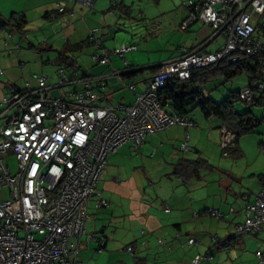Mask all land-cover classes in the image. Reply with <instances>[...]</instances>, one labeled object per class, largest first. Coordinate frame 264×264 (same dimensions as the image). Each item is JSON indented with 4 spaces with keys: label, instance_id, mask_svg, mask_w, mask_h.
Instances as JSON below:
<instances>
[{
    "label": "built area",
    "instance_id": "2783aa9c",
    "mask_svg": "<svg viewBox=\"0 0 264 264\" xmlns=\"http://www.w3.org/2000/svg\"><path fill=\"white\" fill-rule=\"evenodd\" d=\"M70 1L85 7L93 5V0ZM187 5L189 14L181 28L204 22L213 28V37L223 34V46L207 51L201 45L161 63L145 86L134 92L130 105H100L92 82L103 85L102 75H67L63 69L58 73L57 87L68 90L58 96L49 95L47 77L40 74L34 75L36 87L26 83L1 99L0 190L6 189L9 197L0 202V264H86L79 257L80 239L91 199L97 196L98 207L107 205L99 197L97 186L108 156L125 143L139 147L146 136L170 126L194 125L160 105V88L171 81L189 80L222 60L235 63L240 57L264 53V0H188ZM65 8V1H59L57 11ZM93 37L94 31L89 38ZM95 46L91 60L107 64L111 52L102 48L98 39ZM134 49L122 46L114 53L122 56ZM128 89L133 92L135 83ZM261 89V81L247 84L239 90V100L252 104ZM203 95L207 93L203 91ZM220 134V147H228L234 132L222 125ZM181 147L188 150L186 142ZM8 153L18 161L15 174L9 172L5 159ZM261 178L264 183V172ZM208 213L219 217L216 210ZM198 214L193 212V216ZM263 226L264 188L245 204L243 220L233 234H257ZM94 240L101 251L102 237L86 236V242ZM221 242L225 244L226 239ZM188 243L196 240L189 238ZM202 258L206 256L194 257L192 264ZM255 258L257 264H264V251L257 250Z\"/></svg>",
    "mask_w": 264,
    "mask_h": 264
},
{
    "label": "crops",
    "instance_id": "0c3cea01",
    "mask_svg": "<svg viewBox=\"0 0 264 264\" xmlns=\"http://www.w3.org/2000/svg\"><path fill=\"white\" fill-rule=\"evenodd\" d=\"M59 1L62 0H0V22H6L11 15L15 14V16L22 15L25 21L23 34L17 32L11 24H5L0 28V70L2 71V74L0 75V101L3 97L10 96L14 90L24 88L26 83H28L30 87H36L34 75L47 73L44 72V69L48 63H51L55 67L53 74H44L47 77V84L51 87L49 91L50 94L58 96L66 92L68 90L67 87H57L59 78L58 73L61 69H63L67 75L80 73L77 69H75L73 63L75 60L73 51L82 48L78 46V43L83 42L89 34L94 31V37L102 41L101 43L106 50V42L113 39L115 34L114 25L123 21L122 16L125 13L131 12V8L127 0H93L92 7H85L76 1L63 0L66 3L67 9L65 14L58 15L55 12ZM186 7L187 12L181 19V22L189 14L188 5ZM120 8L121 10H119ZM46 12H48V14L47 16H44V13ZM181 22L179 24V28L183 31H191L194 23L206 25L213 30L210 25L201 21H196L188 28L182 29ZM217 37H213V35L209 36L208 34L201 36L196 35L194 36L195 42L191 44L189 48L179 46L178 51L167 58L166 61L179 57L185 52V50L189 51L201 45H205L204 49L207 51L219 50L223 46L224 40L221 45H218L214 49L207 48ZM85 45L87 44H84L83 46ZM123 45L124 44H122V46ZM129 45L135 46V49L130 51L137 50V46L135 44H125V46ZM87 46L93 45L89 44ZM116 49H119V47L113 49L107 64H96L91 61V66L89 68L81 69L84 73L91 76H103V85L99 84L97 81L92 82V89L96 90L100 96V101H98L100 105L110 103L113 106H128L133 101L134 92L140 91L154 74L156 68L161 63L166 61H152L148 59L146 64L139 63L136 64V66H133L131 65V61L125 57L126 53L130 51L123 53L121 56L114 53ZM94 51L95 48L93 46L91 53ZM49 52H52L55 57L53 58V55ZM113 58L116 59L118 65H115L112 60ZM202 74L203 72L198 76L201 77ZM262 77L260 79L261 82ZM236 78L237 77L232 78L230 82ZM221 79L224 78L222 77ZM236 80L238 81V79ZM247 80L248 79L245 76V79L238 82L240 84L238 90L248 84ZM210 81L212 80H208L203 83V80H200L201 84H199L202 91H205L207 95L209 92L206 89V85ZM224 82L228 81L224 79ZM131 83H135V90L133 92L128 89V85ZM263 86L264 85H262V89ZM79 87L81 88V86ZM258 101V104H263L264 96L262 95V98ZM0 108H2L1 105ZM188 114L187 118L193 121V126L184 128L182 126L175 125L182 128L183 131H186L188 128L195 127L196 125L194 120L190 118ZM205 119L209 120L210 118L205 117ZM220 125L221 124L218 122L217 128L219 132V140L221 136L220 128L222 126ZM186 134L188 133L183 134L181 140ZM189 140L190 135L188 134V142ZM124 145H127L134 150L130 143L121 145L119 149ZM160 145H162V143H160ZM179 151L181 154H177L172 158V162L170 164L171 166L169 168L170 170L163 174V178H165V182L169 183L171 190L169 193L161 197L162 200H160L158 206L155 202V208L151 207L144 209L143 203H140V207L138 209H132L134 205L136 206V201H133L131 198L134 191L131 193H127L126 191L124 195L119 197V209H116L115 206L111 207V202L108 198L110 196L107 197V195L112 193H106L104 190L99 189L101 185L106 186L107 181H99L97 193L100 198L106 200L107 205L105 207H98L96 204L97 196H94L90 201V206L93 208L91 212L88 210L89 217L84 224L85 233L81 238L82 242L80 245V247L82 246V251H86L83 253L87 256L80 258L82 261L86 264H100L98 263L100 258L108 261L117 257V254L119 255L120 253H114V247L117 243L123 242L124 238L127 239L126 246H131L134 253L131 254L124 249L126 252L121 254L123 256L122 260H116V262L118 261L117 263L120 264H192V259L201 255L196 253L194 256L190 257L188 253L185 254L180 252V248L187 243V240L189 238H194L193 236L187 234L188 227L192 226V224L195 225L194 221L210 216L207 215L206 211H204L205 209L216 210L219 213L220 218L223 217V214H221L222 212L220 209L207 208L205 206L191 210V206L196 202H193L189 186H192L191 184L195 181L201 182L203 178L200 180L192 179L188 182H181L176 178L167 177V174L171 172L172 164L182 155L192 158L187 155V153L192 150L185 153H182L180 149ZM195 151L200 154L199 150L194 149V152ZM155 152L156 149L153 148L152 153ZM260 174H258V176ZM257 178L260 183L259 177ZM216 181L220 182L221 178ZM217 191L220 193V187H218ZM255 194L256 193L242 194L244 205L243 212L245 204L252 201ZM202 204H204V202H202ZM97 209H103V211ZM136 210H139V212ZM99 211L102 213L101 215L97 214ZM192 211H197L199 213V219L193 217ZM239 214L242 216V211H240ZM142 218L145 222V229H143V227L137 228L135 225L136 222L142 220ZM238 223L240 222H237L236 224ZM262 230H264V226ZM142 231H144V234H142ZM89 234L94 235L95 237H99L101 235L105 236V245L103 250L99 251L97 249L99 245L98 241L94 240L86 242V236ZM117 234L120 238L116 237ZM159 239L163 240V244L158 242ZM196 241L198 242L197 244L200 243L199 240L196 239ZM208 246H210V244ZM232 247L235 246L232 245ZM217 248H219L218 245ZM204 256L207 257L204 259L202 258L198 264L207 260H212V255L204 253ZM230 259L231 258L228 257L224 260V262L229 261Z\"/></svg>",
    "mask_w": 264,
    "mask_h": 264
},
{
    "label": "rangeland",
    "instance_id": "374dc122",
    "mask_svg": "<svg viewBox=\"0 0 264 264\" xmlns=\"http://www.w3.org/2000/svg\"><path fill=\"white\" fill-rule=\"evenodd\" d=\"M187 1L127 0L131 12L125 13L122 16L123 21L114 25L115 34L113 39L106 42V48L109 52H113V49L121 48L122 44H124L123 46L129 43L135 44L137 50L127 52L125 57L131 61V65L136 66L139 63L146 64L148 59L166 61L178 51L179 46L189 48L195 42L194 36L196 35L208 34L212 36L213 30L199 23H194L191 31H183L179 28L181 19L187 12ZM223 40L224 37L221 34L207 48L214 49L221 45ZM93 46L96 49V46ZM93 46L85 45L79 50L73 51L74 61H76H73L75 69L82 74L84 73L82 69L91 66ZM49 53L52 54V52ZM52 55L54 58L55 55ZM112 60L115 65H118L115 58ZM54 68L51 63L46 64L44 72L47 73L44 74H53ZM262 76V85H264V73ZM236 79L231 82H224V79L216 78L207 83L206 89L212 100L219 102L229 92L237 91L240 85L238 82L245 79V75L240 74ZM262 94L264 96V86ZM49 95L53 96L50 92ZM234 110L237 112L249 110L251 115L260 121L252 133L239 137L240 157L222 154L217 128L219 121L205 119L196 107L190 110L188 114L194 120L195 127L188 128L186 132L179 126H175L152 136H147L142 147L136 150L127 145L122 146L116 154L109 157L108 164L100 177V180L107 181V185H101L98 188L106 193H112L107 195V197L110 196L108 198L111 207L115 206L116 209H119V197L124 195L126 191L127 193L134 191L131 198L136 201V206L134 205L132 209H138L140 203H143L144 209L155 208V202L158 206L162 200L161 197L171 190L169 183L165 182L163 174L170 170L172 158L181 154L178 147L183 134L188 133L192 151L187 155L192 158L196 157L194 149H197L200 155L209 160V164L213 166V168L208 167L201 171L203 178L201 182L195 181L191 184L192 186H189L193 202H196L191 206V210L205 206L220 209L221 214H223V217L220 218L207 212V215L210 216L194 221L195 225L192 224L188 227L187 234L199 240L200 243L197 245L185 243L180 248V252L188 253L190 257L196 253L201 254V257L204 256V253L212 255L211 261L207 260L200 264H257V260L254 258L255 251H264V230L256 235L247 233L238 237L233 244L235 247L217 248L216 244L218 239L225 240L235 232L234 224L242 222L243 214L242 216L239 214L240 211L243 213L242 194L257 193L264 188V183L262 181L259 183L257 178L258 174L264 171V103L248 105L242 101H235ZM153 148L156 149L155 153H152ZM5 159L9 172L15 174L18 170V161L15 156L8 153L5 155ZM219 178L221 181H216ZM217 186L220 187V193L217 191ZM8 197L6 189L0 190V202L8 199ZM90 205L91 202L88 205V210L91 212L93 207ZM97 210L103 211V209ZM97 214L101 215L102 213L99 211ZM199 216L198 214L193 217L198 218ZM144 223L142 218L135 225L137 228L143 227L145 229ZM116 237L120 238L118 234ZM124 239L123 242L117 243L114 247V253H120L117 254V257L108 261L100 258L98 263L120 264L116 260H122L121 254L126 252L124 249L127 239ZM209 244L210 246H208ZM80 249L79 257L87 256L83 253L86 251H82V246ZM228 257L231 259L224 262Z\"/></svg>",
    "mask_w": 264,
    "mask_h": 264
},
{
    "label": "trees",
    "instance_id": "16d2710c",
    "mask_svg": "<svg viewBox=\"0 0 264 264\" xmlns=\"http://www.w3.org/2000/svg\"><path fill=\"white\" fill-rule=\"evenodd\" d=\"M66 9L67 8H65L64 11L59 12L57 11V7H56L55 13L58 15L60 14L63 15L65 14ZM47 14L48 12L44 13V16H47ZM15 15H11L10 18L6 22H0V28L5 24H11L17 32L23 34L24 25H25L24 18L22 15H17V16ZM185 19L186 17L183 19V21ZM90 35L91 34H89V36L83 42L78 43V46L82 47L84 44L95 45L96 38L93 37L94 40H92L89 38ZM101 42L102 41H100V43ZM101 46L102 48H104L102 43H101ZM263 69H264V53H259L252 57H247V56L240 57L239 60L235 63H229L225 60H222L216 66H208L204 68L201 72L191 77L189 80H186V81L176 80V81H171L167 83L166 86L160 88L159 94L157 95L158 101L160 105L164 107L167 112H169L170 114H176V115L182 116L186 120H190L189 118H187V114L189 113V111L197 107L201 111V113L204 115V117L210 118V119H216L219 121L221 125H226L227 127H229L234 132V139L232 143L226 148L220 147V142H219V147L224 156L230 154L233 157H240L241 150L238 146L239 137H241L244 134L252 133L254 131L255 126L259 124L260 121L256 119L253 115H251L249 110H246L244 112H237L234 110L235 101H240L238 97L239 90L231 91L221 101L215 102L212 100L209 94L206 96L203 95L202 88L199 85L201 84L200 80L201 81L203 80V83H204V82H207L208 80H213L218 77L220 78L223 77L226 81H230L232 78L237 77L240 74H244L246 78L248 79L247 80L248 84H251L252 82L260 81L262 74H263ZM202 72L203 74L201 75V77L198 76ZM83 74H86V73H83ZM262 95L263 94H262V89H261L260 91H258L254 102L248 105L258 104L259 102L258 100L262 98ZM176 125L187 128V126H184V125H180V124H176ZM186 136H187V139H186ZM185 142L188 145V150H184L181 147V145ZM139 147H136V148L133 147V148L136 150V149H139ZM179 149L182 151V153H185L191 150V147L188 143V134H186L184 138L181 140ZM195 152H196V157L194 158H189V157L182 155L179 159H177L172 164L171 172L167 174V177L176 178L181 182H188L192 179L200 180L202 178L201 171L208 167L213 168V166L209 164L208 162L209 160H207L206 158H203L197 151ZM262 174L263 173H261L258 176L260 181L262 180L261 178ZM209 210L210 209H205L204 211H206L207 213ZM204 211H201V212H204ZM142 234H144V231H142ZM99 237H102V240L104 242L105 236L101 235ZM238 237L240 236L231 234L226 239L225 244H223L221 240L219 239L216 244L222 248L223 247L225 248L227 246L232 247V245L234 244V242L236 241ZM159 240H161L162 242L160 243ZM159 240L158 242L160 244H163V240L162 239H159ZM81 242H82V239H80V245H81ZM187 243H188V240H187ZM197 243L198 242L196 241V243L194 244H189V243L188 244L195 245ZM104 245L101 247V250L104 249ZM98 248H99V245L97 249ZM127 248H130L131 250L128 251ZM125 250L130 252L131 254L134 253V250L131 246H126Z\"/></svg>",
    "mask_w": 264,
    "mask_h": 264
}]
</instances>
